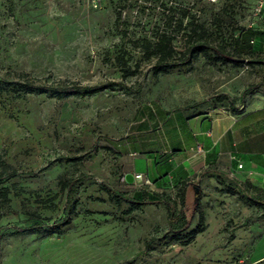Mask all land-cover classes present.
<instances>
[{
	"label": "rangeland",
	"instance_id": "1",
	"mask_svg": "<svg viewBox=\"0 0 264 264\" xmlns=\"http://www.w3.org/2000/svg\"><path fill=\"white\" fill-rule=\"evenodd\" d=\"M255 2L105 0L92 9L88 0H0V229L23 224L29 213L53 223L67 199L72 205L71 222L60 228L3 233L0 264H264V204L251 196L223 188L190 201L186 180L165 182L162 197L190 220L179 231L164 202L134 206L104 186L128 197L141 189L147 199L154 180L139 172L143 179L128 182L123 172L154 151L142 140L154 131L159 155L166 149L169 114L209 102L239 106L264 93L261 86L240 95L264 76ZM164 33L173 38L168 62L176 65L156 72L155 43ZM193 43L234 59L209 50L185 62ZM27 78L115 84L57 95L17 84ZM79 177L68 196L62 182Z\"/></svg>",
	"mask_w": 264,
	"mask_h": 264
},
{
	"label": "crops",
	"instance_id": "2",
	"mask_svg": "<svg viewBox=\"0 0 264 264\" xmlns=\"http://www.w3.org/2000/svg\"><path fill=\"white\" fill-rule=\"evenodd\" d=\"M166 119L172 125L166 149L159 155L154 131L142 139L154 151L138 157L135 167H125L123 172L147 173L154 180L147 196L160 193L165 182L174 185L186 180L190 201L207 193L218 195L219 189L226 188L235 195L251 196L256 205L264 204V93L250 94L239 106L209 102L197 112L183 109ZM198 146L203 150L197 151ZM167 169L169 178L162 175ZM136 191L145 198L144 190Z\"/></svg>",
	"mask_w": 264,
	"mask_h": 264
},
{
	"label": "trees",
	"instance_id": "3",
	"mask_svg": "<svg viewBox=\"0 0 264 264\" xmlns=\"http://www.w3.org/2000/svg\"><path fill=\"white\" fill-rule=\"evenodd\" d=\"M158 0H156L157 2ZM173 38L167 34H161L158 36V41L155 43V52L158 54V59L155 65L156 72H164L169 69L175 67V63H169L168 58L172 55L175 50V46L172 43ZM209 50H212L216 55L225 61H232L233 56L226 50L221 49L219 47H215L206 43H193L187 47L184 52L185 62H190L191 56L200 52L208 53ZM17 84L27 88L29 91L42 90L47 92H52L57 95H72V94H93L99 91H102L105 88H109L115 84V82H107L104 84H96V85H82L77 82H59L57 84H47V83H39L34 78H27L25 81H18ZM264 88V76L263 78L255 83H251L243 88L241 93L242 99L249 93L254 90L259 89L260 87ZM216 98V97H215ZM217 101V100H216ZM219 101V100H218ZM226 105V104H224ZM79 178L75 179H67L62 182L63 188L68 187V196L73 192V187L75 182L79 180ZM108 190L113 193V196L117 201L126 200L130 202L132 205H140L146 203H156V202H164L168 208V217H169V225L172 230L183 231L190 226V220L187 219L186 214L182 209L176 212V204L171 202V200H166L162 197L159 192H153L148 196L147 199L143 197L142 191H135L132 197H128L124 192L111 188L107 185H104ZM15 212V211H13ZM72 220V205L69 199H67L65 208H64V216L60 219L55 220L53 223H48L42 216L37 215L35 213H29L24 218V223H13L11 225H7L3 229H0V238L3 233L8 230H15L17 232H25L28 230H41V229H52V228H60ZM202 228L201 223H199L195 229L191 231V233L196 234ZM151 241H148L147 248L148 250Z\"/></svg>",
	"mask_w": 264,
	"mask_h": 264
},
{
	"label": "built area",
	"instance_id": "4",
	"mask_svg": "<svg viewBox=\"0 0 264 264\" xmlns=\"http://www.w3.org/2000/svg\"><path fill=\"white\" fill-rule=\"evenodd\" d=\"M128 1L137 2V3H145V4H154V2H156V0H128ZM208 1L217 2L220 0H208ZM88 4L92 9H101L102 7H104L105 0H88ZM263 13H264V0H256L254 8H253V14L264 19ZM196 149L197 151L203 150L201 146H198ZM135 178L141 180L144 178V176L142 173H136ZM147 181L149 180L147 179Z\"/></svg>",
	"mask_w": 264,
	"mask_h": 264
},
{
	"label": "water",
	"instance_id": "5",
	"mask_svg": "<svg viewBox=\"0 0 264 264\" xmlns=\"http://www.w3.org/2000/svg\"><path fill=\"white\" fill-rule=\"evenodd\" d=\"M125 177L128 182H133L135 180V175L132 172L126 173Z\"/></svg>",
	"mask_w": 264,
	"mask_h": 264
}]
</instances>
